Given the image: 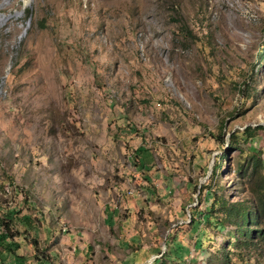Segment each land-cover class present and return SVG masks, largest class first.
Listing matches in <instances>:
<instances>
[{
    "label": "rangeland",
    "instance_id": "obj_1",
    "mask_svg": "<svg viewBox=\"0 0 264 264\" xmlns=\"http://www.w3.org/2000/svg\"><path fill=\"white\" fill-rule=\"evenodd\" d=\"M261 43L264 0H0V264H264V239L189 229L209 191L252 196Z\"/></svg>",
    "mask_w": 264,
    "mask_h": 264
},
{
    "label": "trees",
    "instance_id": "obj_2",
    "mask_svg": "<svg viewBox=\"0 0 264 264\" xmlns=\"http://www.w3.org/2000/svg\"><path fill=\"white\" fill-rule=\"evenodd\" d=\"M29 14L30 13L27 12V16ZM183 29L185 34L191 35V31H189L186 26H183ZM259 55L261 59L264 58L263 44L261 45ZM248 95L249 94L242 97H248ZM223 127L224 126L221 124V131ZM254 131L255 128H252L251 126L245 127L242 131L233 130L229 135L230 146L239 147L238 144L240 140L243 142H248L250 139L253 140ZM136 151L138 152V155L145 158L143 154L145 149L142 146H139ZM244 154V159L239 164L237 172L241 177H243V175H249L250 177L253 175L254 179L256 178L254 186L251 187L253 189L251 191V198L244 197L235 200H228L224 195L216 196L214 192L209 191V198L212 201L205 207V211L198 213L201 217L194 215L196 208H190L191 219L189 221V229L197 231L200 228L199 224L201 220H208L209 222L214 220V224H216L221 230L224 229V231H226L225 234L228 237H234L237 243L241 242L249 245L254 239H264V160L262 159L260 152L257 151L252 144L248 146L246 152L244 151ZM17 212L18 211L9 209L2 217H0V253H4L11 259L19 256L15 249L16 247H19V243L12 240L14 231L12 230L11 224L15 223ZM112 212L113 210L108 211V218L110 219L113 217ZM212 214H215V217L210 221ZM21 218L30 220L29 217L27 218L25 216ZM199 231H203V229L200 228Z\"/></svg>",
    "mask_w": 264,
    "mask_h": 264
},
{
    "label": "bare ground",
    "instance_id": "obj_3",
    "mask_svg": "<svg viewBox=\"0 0 264 264\" xmlns=\"http://www.w3.org/2000/svg\"><path fill=\"white\" fill-rule=\"evenodd\" d=\"M5 6V5H4ZM8 19H10V20H14L15 19V16H10ZM9 20V21H10Z\"/></svg>",
    "mask_w": 264,
    "mask_h": 264
}]
</instances>
